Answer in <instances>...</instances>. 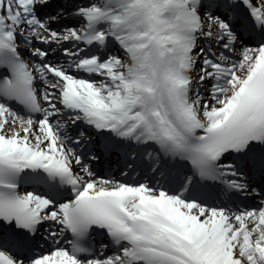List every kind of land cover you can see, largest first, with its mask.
Segmentation results:
<instances>
[{"label": "snow or ice", "instance_id": "snow-or-ice-1", "mask_svg": "<svg viewBox=\"0 0 264 264\" xmlns=\"http://www.w3.org/2000/svg\"><path fill=\"white\" fill-rule=\"evenodd\" d=\"M0 264H264V0H0Z\"/></svg>", "mask_w": 264, "mask_h": 264}]
</instances>
